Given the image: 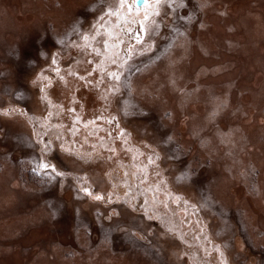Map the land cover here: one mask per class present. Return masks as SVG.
Returning a JSON list of instances; mask_svg holds the SVG:
<instances>
[{"label": "rangeland", "instance_id": "rangeland-1", "mask_svg": "<svg viewBox=\"0 0 264 264\" xmlns=\"http://www.w3.org/2000/svg\"><path fill=\"white\" fill-rule=\"evenodd\" d=\"M25 1L38 16L31 28L0 9V239L47 225L52 252L34 264H205L215 252L221 264H264L253 203L264 205V84H242L233 60L256 54L264 73V0L244 19L239 0H161L147 19L144 4L130 12L120 0ZM79 50L95 58L97 87L116 90L106 116L90 117L66 88L55 95L45 75L50 58L58 68ZM61 98L72 141L86 131L96 148L57 149ZM48 150L55 170L39 167ZM109 155L131 166L104 163ZM7 189L21 197L7 200Z\"/></svg>", "mask_w": 264, "mask_h": 264}, {"label": "trees", "instance_id": "trees-1", "mask_svg": "<svg viewBox=\"0 0 264 264\" xmlns=\"http://www.w3.org/2000/svg\"><path fill=\"white\" fill-rule=\"evenodd\" d=\"M79 52L80 53L75 52L76 54L72 53V56L66 58V60L63 59L64 60L63 63L60 62L61 59H58V61L61 63L59 67L62 69L59 75L56 76L54 80L52 79L53 81L51 84V88L53 87V91L57 90L60 87H62V89L66 88L71 99L74 102L80 104L82 107H84V109H86V112L90 117L98 118L99 116L101 117L106 116L105 112L106 113L111 112L110 109L112 107V100L115 97L114 93L116 92V90L115 89L113 90L108 87L109 92L108 93L105 92V89L103 88V83H101V80H99L101 85L97 87L98 79H96L94 75V72L97 71L95 68L96 65L94 64L95 63L94 62L95 58H93L94 56L91 57L92 55L90 56V54L88 55V53L85 54L84 52H81V50H79ZM47 67L48 65L46 64L44 66L45 71ZM66 75L69 76L70 79H68ZM63 78H66V82L62 81ZM106 83H109V82H106ZM90 91H93V92H90ZM54 93L55 95H57L56 91ZM61 100H62L61 102H58V105H60V107H63L65 110L60 109V108L59 109L62 113L64 112V115H66V117L58 121V123L61 125H64L65 128L63 132L59 134V141L57 143V145L59 146L57 147V149L59 148L61 150L62 147L67 146V145H69L73 149H80V150L86 149L88 151L96 148L97 147L96 142L95 144L91 142V138L89 137L88 134H86V131L82 132L83 134L79 137L80 138L79 140L78 139L75 140L76 142L72 141L73 139L70 138V135L72 136L74 135V133L68 131L69 126L72 124V118H71L72 113L70 112V109L68 108L66 104V100L64 98H61ZM97 101H98V104L96 103ZM44 106L46 107L48 105H44ZM58 112L59 110L57 109L56 111H54V114H57ZM47 115H48V112H47ZM140 146L143 147V145H140ZM84 152H87V151H84ZM50 154H52V152L48 150L47 155H50ZM105 158L107 157L105 156ZM105 158H103V162L105 161L104 163H108V164L118 163L120 167H123V166L125 167V164L127 166L128 165L131 166L130 164L131 161L125 156H120V157L115 158L114 156L111 157L109 155L107 159ZM55 176L59 177V175H55ZM34 178L39 181L38 175H36V173L35 174L31 173L30 179L35 181ZM213 255H214L213 259H212V255H209L208 262L204 261V263L205 264H216L218 262L221 264V260H220L221 258L219 259V255L216 252L213 253Z\"/></svg>", "mask_w": 264, "mask_h": 264}, {"label": "bare ground", "instance_id": "bare-ground-1", "mask_svg": "<svg viewBox=\"0 0 264 264\" xmlns=\"http://www.w3.org/2000/svg\"><path fill=\"white\" fill-rule=\"evenodd\" d=\"M40 1V0H39ZM253 0H239L237 2V5L234 7V12L237 13V17L239 19H244L246 11L253 10V6L251 5V2ZM25 0H0V9L5 8L9 11L8 17H11L16 22V27L22 26L25 24H29V27L31 28L32 25H30L32 22L36 21V18H38L37 13L35 12H24L25 9ZM67 2H72L71 0H67ZM38 6H41V2H37ZM262 17L259 19H262L261 24L264 23V8H262ZM234 21H237L236 19H231L229 23H233ZM256 24L259 23L258 19L254 21ZM28 27V28H29ZM19 28V27H18ZM222 29V28H221ZM232 38L230 35H227L224 33V39L225 38ZM240 39L241 37L238 36ZM234 57V58H233ZM233 60L238 59L237 62L240 63L242 66L244 78L242 81V84L250 86L253 88V91L258 92L260 91L262 85L264 84V73H260L262 71V64L257 63L259 56L256 54L251 55H240L236 54L234 55ZM261 62V61H260ZM253 76L251 81H248V77ZM251 96H248L245 101H249ZM242 192V190L238 187L237 191ZM8 196L6 199L8 200L13 199V197H21L20 191H15L12 189L6 190ZM6 201V200H5ZM7 202V201H6ZM253 203L256 204L257 213L262 214L264 212V205L260 201H253ZM23 210H20L22 212ZM19 218V217H16ZM6 223H10L12 226L15 225V220L13 218H9L5 221ZM49 227L47 225L40 226L38 228L33 229L32 232L29 233L24 239L18 240L17 242H5L0 239V264H10L11 262L14 264H34L33 258L36 255L38 251L45 252L46 254H49L52 252V247L50 245V242L54 239L53 235H47L46 230ZM4 235L3 232L0 230V237ZM48 239L46 243H39L41 239ZM31 245L34 244L36 247L25 257L21 256L20 254V248L24 245ZM12 246L16 245L15 249L12 252L7 253L4 248L5 246ZM238 247V246H237ZM56 264H60V261L57 260ZM62 264V263H61Z\"/></svg>", "mask_w": 264, "mask_h": 264}, {"label": "snow or ice", "instance_id": "snow-or-ice-1", "mask_svg": "<svg viewBox=\"0 0 264 264\" xmlns=\"http://www.w3.org/2000/svg\"><path fill=\"white\" fill-rule=\"evenodd\" d=\"M161 2V0H143V4H144V10H145V16L144 19L148 18V9L151 8L153 5H159ZM136 3V0H131V3H129V0H120V7L121 8H127L130 12L135 10L137 12H139V7L137 6L135 9H133L132 5H134ZM172 3V0H169V4ZM181 6H183V0H182V4ZM203 6V5H201ZM111 11V9H110ZM156 15H159V12H156ZM189 19L191 18L190 16L188 17ZM109 75H112L116 80L120 79V74L119 73H109ZM169 139H171V137H169ZM39 167L40 168H44L47 169L49 167L53 168V170H55V166L54 165H49L47 163H39ZM59 174H63V173H59ZM83 191L88 192L89 189L84 188ZM97 199H100L101 197L97 196Z\"/></svg>", "mask_w": 264, "mask_h": 264}, {"label": "flooded vegetation", "instance_id": "flooded-vegetation-1", "mask_svg": "<svg viewBox=\"0 0 264 264\" xmlns=\"http://www.w3.org/2000/svg\"><path fill=\"white\" fill-rule=\"evenodd\" d=\"M136 6H138L139 8H141V7H143V3H142V5H138V0H136ZM51 62V59H50V61H49V63H48V67H47V69L48 68H51V69H49L47 72H46V74L45 75H48V76H50L53 80H54V78L56 77V76H58L59 75V73H60V71H61V69L62 68H60V67H58V68H55V66H54V64H52V62ZM55 69H58V73L56 74V73H54V71H55ZM46 111V110H45ZM48 112V111H47ZM47 112H46V114L45 115H47ZM31 115H33V114H31ZM49 116V115H48ZM9 118V117H8ZM92 142V141H91ZM93 144H95L94 142H93ZM51 155L52 154H50V155H47L48 156V158H47V160H46V163L48 162V160L51 158ZM196 245V244H195ZM196 248H197V246H195Z\"/></svg>", "mask_w": 264, "mask_h": 264}, {"label": "water", "instance_id": "water-1", "mask_svg": "<svg viewBox=\"0 0 264 264\" xmlns=\"http://www.w3.org/2000/svg\"><path fill=\"white\" fill-rule=\"evenodd\" d=\"M142 3H143V0H138V5L139 6L142 5Z\"/></svg>", "mask_w": 264, "mask_h": 264}]
</instances>
